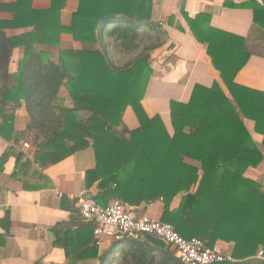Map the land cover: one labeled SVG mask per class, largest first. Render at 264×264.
I'll return each mask as SVG.
<instances>
[{
    "label": "trees",
    "instance_id": "16d2710c",
    "mask_svg": "<svg viewBox=\"0 0 264 264\" xmlns=\"http://www.w3.org/2000/svg\"><path fill=\"white\" fill-rule=\"evenodd\" d=\"M33 1L0 3V11L12 12L0 19V135L11 139L15 113L24 105L33 162L46 168L87 148L91 139L96 167L86 172V184L99 182L101 191L94 195L99 203L119 198L137 207L161 201V220L185 238L213 247L237 234L236 262L215 264H264V188L245 176L264 155L243 121L254 122L264 147V91L235 82L249 59L245 39L212 27L207 13L190 17L181 9L196 41L207 44L228 94L214 81L210 87L195 84L187 102L170 100V134L161 117H149L141 103L153 74L152 53L168 41L163 24L152 20V0H76L69 25L61 21L67 0H47L46 9L34 8ZM244 1L227 0L224 7L251 9L253 22L264 29V0ZM174 19L171 15L168 24ZM18 29L23 31L15 33ZM64 36L82 47L60 49L55 62L47 49ZM106 40L130 58L114 64ZM17 48H23L22 58L12 73ZM62 87L72 107L59 95ZM128 107L139 121L135 129L123 120ZM166 247L150 235L111 241L101 264H183Z\"/></svg>",
    "mask_w": 264,
    "mask_h": 264
},
{
    "label": "crops",
    "instance_id": "0c3cea01",
    "mask_svg": "<svg viewBox=\"0 0 264 264\" xmlns=\"http://www.w3.org/2000/svg\"><path fill=\"white\" fill-rule=\"evenodd\" d=\"M225 1L227 0H176L172 3V0H152V20L163 24L168 33L166 47L173 42L174 48L168 51L165 47L157 56V61L151 63L153 74L141 103L149 117H161L170 134V100L187 102L195 84L210 87L214 81H218L226 91L219 71L214 68L207 55V44L196 41L180 14L182 8L190 17L207 13L212 27L245 39L249 59L236 74L235 82L264 91V29L253 22L251 9L224 7ZM256 1L263 3V0ZM14 2L15 0H0L4 4ZM32 5L36 9H46L50 3L47 0H34ZM75 5L76 0H67L61 13L64 25H69ZM11 15L10 11H0V19H8ZM171 15L175 16L173 25L168 24ZM177 24L184 31L177 29ZM22 31L23 29H18L14 32ZM62 43L70 44L71 47L68 48L82 47L79 42L72 41L67 36H64L60 45ZM53 48L55 46L47 49L50 56ZM22 52L23 48L14 50L10 72L17 71ZM51 58L58 61V56L56 59ZM62 89L65 90L62 87L59 95L65 99L67 107H72L70 97L67 93L62 94ZM80 115L88 116L86 112H80ZM28 120V114L22 105L15 113L14 132H8L11 139L0 135V162L4 160L0 169V264H101L102 256L109 249L111 241L105 240L100 246L94 243L93 225L80 217L77 203L71 197L78 194L94 196L101 191L98 181L89 187L86 184V172L96 167L93 141L89 140L87 148L44 168L33 162L32 136L26 133ZM123 120L129 129L139 126L131 107L126 108ZM243 121L264 155L263 136L255 132L252 120L243 118ZM24 143H28V147ZM245 176L264 188V158L256 168L247 169ZM243 194L246 192L238 193L239 196ZM116 199L120 200L111 198L109 202ZM180 199L181 194L173 199L172 209L178 207ZM128 207L161 220V201L142 202L137 207ZM236 237L237 234L228 242L217 240L214 246L233 253ZM256 257L260 259L258 254Z\"/></svg>",
    "mask_w": 264,
    "mask_h": 264
},
{
    "label": "built area",
    "instance_id": "2783aa9c",
    "mask_svg": "<svg viewBox=\"0 0 264 264\" xmlns=\"http://www.w3.org/2000/svg\"><path fill=\"white\" fill-rule=\"evenodd\" d=\"M28 147V143H24ZM62 196V193H59ZM77 203L80 217L93 225L94 243L100 246L105 240L139 241L144 235L154 236L167 247H173L175 255L183 264L234 263L235 256L220 246L207 247L198 237H183L172 224L151 218L126 206L116 199L103 205L94 196L78 194L71 196ZM258 256L262 257L259 250Z\"/></svg>",
    "mask_w": 264,
    "mask_h": 264
},
{
    "label": "rangeland",
    "instance_id": "374dc122",
    "mask_svg": "<svg viewBox=\"0 0 264 264\" xmlns=\"http://www.w3.org/2000/svg\"><path fill=\"white\" fill-rule=\"evenodd\" d=\"M176 0H172V3H175ZM106 43V50H107V53H108V56L110 57L111 61L114 63V64H117V65H120L122 64L124 61H126L128 58H130L128 55L122 53L121 51H119L112 42H109L108 40L105 41ZM70 46V44H67V43H62L61 45L59 44L58 46H55V48H53V50H51V56L56 59L57 56H58V52H59V49H64V48H68ZM71 47V46H70ZM98 47V46H97ZM166 47V44L160 48V49H157L155 50L153 53H152V57L151 58V63H154L157 61V56L160 54V52H162V50H164V48ZM171 51V50H170ZM62 94H66V91L64 89H62ZM172 250L173 247H170Z\"/></svg>",
    "mask_w": 264,
    "mask_h": 264
},
{
    "label": "water",
    "instance_id": "95a60500",
    "mask_svg": "<svg viewBox=\"0 0 264 264\" xmlns=\"http://www.w3.org/2000/svg\"><path fill=\"white\" fill-rule=\"evenodd\" d=\"M173 48H174V43H173V42H170V43L167 45V47H166V49H167L168 51L173 50ZM165 251L168 252L173 258L178 259V257H177L174 253L171 252V250L169 249V247H166V248H165Z\"/></svg>",
    "mask_w": 264,
    "mask_h": 264
}]
</instances>
